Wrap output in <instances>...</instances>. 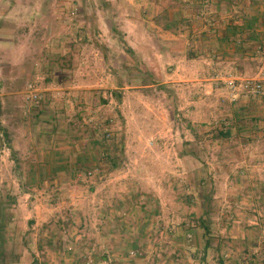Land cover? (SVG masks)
Returning <instances> with one entry per match:
<instances>
[{
  "label": "rangeland",
  "instance_id": "rangeland-1",
  "mask_svg": "<svg viewBox=\"0 0 264 264\" xmlns=\"http://www.w3.org/2000/svg\"><path fill=\"white\" fill-rule=\"evenodd\" d=\"M148 1L0 0L9 264H264V37L257 49L233 42L232 68L179 63V76L172 63L151 75L143 40L165 35L192 54L197 39H176L184 17L218 31L264 20V0H192L185 11L153 0L165 13ZM169 23L175 35L160 30ZM230 75L263 93L232 102L218 82Z\"/></svg>",
  "mask_w": 264,
  "mask_h": 264
},
{
  "label": "crops",
  "instance_id": "crops-1",
  "mask_svg": "<svg viewBox=\"0 0 264 264\" xmlns=\"http://www.w3.org/2000/svg\"><path fill=\"white\" fill-rule=\"evenodd\" d=\"M182 1L188 3L187 6L184 5L185 6L183 7L184 11L196 7L194 6L195 4L194 1L192 0H182ZM147 3L150 6V9L155 10L156 8H162L161 12L164 13L165 10L168 8V6H165L164 8L161 7L163 3L159 5L156 3V1L153 0H150ZM189 3L192 6H190ZM218 8L219 7L216 6V10L213 11V14L219 11ZM189 18L190 16L183 18L184 23L187 24L186 28L188 29H186V31L184 32H180V34L178 33L180 36H178L176 39L178 38L181 39L182 35L184 36L187 35L188 38L197 39L198 44L193 49L192 54L183 50L181 52L177 51L173 46V43H168V41H166L168 38L165 35H160V37H158L153 32L152 34L150 33L143 38L144 44L150 46V49L149 48L146 49V53H147L146 57L149 60L148 66L151 75L154 74L153 73L154 70H157L159 65L161 68H164L165 66H168L171 63L173 64V67H170L168 71L172 74L175 73V76H179L178 75L179 71L182 69V68L181 69L178 68L179 63L181 64L197 63L202 65V62L206 64L205 63L206 61H211V62L220 61L218 64H226L227 65L226 68H232L233 64H236L235 57L238 54L237 52L238 49L232 45L233 42L238 41L239 43H243L244 46L249 45L250 47L253 46V48L256 46L257 49L259 43L261 42L260 38L263 39L264 37V33L261 34L260 30L258 29L259 22L263 23L264 25V20L261 21V18H259L258 16L251 18L245 16L247 21L244 20L240 22H231V23L230 22L228 23V21H223V23L226 26L224 28L222 26V28H219L218 31L211 28L210 25L204 26L203 24L205 23L197 24L195 21L193 22ZM155 23L157 24V22ZM169 24H165V26L164 27L162 26V29L160 30L162 32L165 31L166 33H172L175 35L176 33L172 31V29H174V26L171 25V27H169ZM176 28H178V26ZM161 37L163 39H161ZM134 42L136 43V41ZM131 44L132 43H130V46ZM132 49L134 50V47H132ZM237 64L239 65V63ZM4 134L6 135V137H8L9 133L6 130ZM13 159L14 162L16 163V168L19 169L21 167V163L19 157L17 156L16 151L14 152ZM29 179L32 180L34 179V177L31 176L29 177ZM20 185L23 186L22 178Z\"/></svg>",
  "mask_w": 264,
  "mask_h": 264
},
{
  "label": "built area",
  "instance_id": "built-area-1",
  "mask_svg": "<svg viewBox=\"0 0 264 264\" xmlns=\"http://www.w3.org/2000/svg\"><path fill=\"white\" fill-rule=\"evenodd\" d=\"M218 82H220V84L224 86L226 90H228L232 102H236L239 99L241 93L251 95L253 97H258L263 93L262 84L260 83V81L256 80H243L230 75L225 78H218ZM28 90L30 93L29 99L37 107H40L42 103V97L40 96L36 85L31 83L30 85H28ZM188 253L193 258H195L197 255L199 257L202 256V254L199 253L198 250L194 247L188 248ZM137 254L138 253L136 251L130 252V256H137Z\"/></svg>",
  "mask_w": 264,
  "mask_h": 264
},
{
  "label": "trees",
  "instance_id": "trees-1",
  "mask_svg": "<svg viewBox=\"0 0 264 264\" xmlns=\"http://www.w3.org/2000/svg\"><path fill=\"white\" fill-rule=\"evenodd\" d=\"M172 24H169V27H171ZM235 29V28H233ZM117 92V91H116ZM117 95V93H115ZM117 99H121V97L117 96ZM229 132L228 131H219V135L221 137H229ZM12 202L14 203L15 200H10V204H12ZM5 230V226L3 225L2 222H0V264H9V262H11L9 259H11L10 254L8 253L7 249L5 248L6 245V239L4 236V231ZM33 264H38L37 261H34Z\"/></svg>",
  "mask_w": 264,
  "mask_h": 264
}]
</instances>
